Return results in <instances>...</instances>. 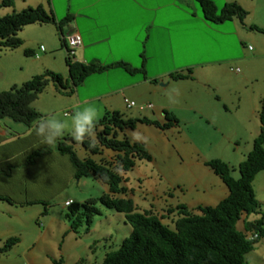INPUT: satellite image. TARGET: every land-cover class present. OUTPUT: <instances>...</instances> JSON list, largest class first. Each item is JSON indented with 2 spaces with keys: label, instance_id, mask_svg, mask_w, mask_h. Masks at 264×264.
<instances>
[{
  "label": "crops",
  "instance_id": "1",
  "mask_svg": "<svg viewBox=\"0 0 264 264\" xmlns=\"http://www.w3.org/2000/svg\"><path fill=\"white\" fill-rule=\"evenodd\" d=\"M222 1L213 0L216 6ZM235 1L247 11L242 20L232 17L209 22L201 16L195 0H12L11 5L0 6V14L38 3L46 8L50 7L55 18L69 14L59 32L63 37L71 28L79 32L81 44L76 47L77 56L73 58L109 64L99 71L87 74L70 92H58L63 98L57 99L54 104L31 102L40 113L43 111L41 115L46 116L50 110L61 108L62 113H67H63L65 117H60V120L70 122L74 111L91 105L98 109L99 115L105 110L116 109L124 115H145L163 121V109L171 110L176 116L173 106H193V113L201 116L208 113L202 109V106L207 105L213 114L228 118V125L222 120L226 128L224 130H229L228 136L241 139L240 144L236 141L231 150L235 153L237 147L238 162L250 149L251 140L260 125L258 107L259 99L264 93V35L253 34L251 31L257 30L248 28L247 24L255 23L264 27V0ZM25 32L45 33L49 36L52 33L51 28L42 23H28L17 31L21 43L3 49L18 53L21 48H29L33 55L23 59L26 73L9 77L7 84L20 82L45 69L58 71L62 76L66 74L63 77H67L63 52H56L54 44L50 48L51 52L41 50L38 38L28 37ZM230 34L234 36L232 40L228 36ZM247 40H251L254 45H245ZM230 46L237 48L239 53L231 55L228 52ZM56 55L62 56V60ZM116 61H124L136 69L126 70L121 65L114 64ZM231 61L239 69L234 68L229 73L226 67ZM187 69L190 70L188 77L172 78L168 75L171 71L186 72ZM235 78L240 79L239 86L232 85ZM216 79H220L224 101L219 92V84L213 85ZM97 86L104 88L96 90ZM51 87L55 91L53 85ZM177 88L187 90L190 96L183 98ZM124 97L133 100L134 104L126 106ZM189 97L193 98V103L189 102ZM156 109L161 111L162 120L155 117ZM38 119L26 125L7 116L0 117V194L9 198H0V246L8 236L17 238L9 247L0 250V253L17 249L22 258L19 264H35L38 251L61 250L64 242H69L71 238L73 245H77L76 249L82 245L88 246L86 242L78 244L81 239L79 227L85 233L92 234L94 242L104 238L102 245L111 237L108 227L96 226L101 212L92 217L90 225L92 222L93 225L86 229L83 226H79L77 230L69 227L63 201L72 199L70 195H65L59 209L54 210L51 202L54 159L52 156L48 159L47 154L54 153L55 144L30 149V156L22 141L29 136L31 143L42 139L33 133ZM32 146L34 145L31 148ZM110 153L111 151L105 154ZM23 167L26 169L25 177L19 175ZM255 180L259 182V186H264V168L253 175L251 185ZM104 185L107 190V185ZM222 189L224 194L223 186ZM252 189L256 199L259 198L258 202L262 203L264 198L256 195L254 185ZM149 204L152 205L151 209L164 208L166 211L167 207H172L164 206L162 202L150 201L144 209H148ZM195 205L197 204L193 203V208ZM161 220L170 221L167 217L166 220ZM105 251L106 249L102 256ZM45 254L48 258L49 253ZM50 260L54 264L59 262V259L52 257Z\"/></svg>",
  "mask_w": 264,
  "mask_h": 264
},
{
  "label": "trees",
  "instance_id": "2",
  "mask_svg": "<svg viewBox=\"0 0 264 264\" xmlns=\"http://www.w3.org/2000/svg\"><path fill=\"white\" fill-rule=\"evenodd\" d=\"M195 1L199 5L201 16L209 22L232 17L242 20L247 13L235 0L223 1L218 10L213 0ZM11 4L12 0H0V6ZM68 15L55 18L51 8L40 3L0 14V47L12 48L19 45L21 38L17 31L28 23L49 22L60 31L61 24L68 20ZM247 27L264 35L262 26L249 23ZM59 38L60 44L65 48V38L62 35ZM23 52L29 54L31 51L24 48ZM64 62L67 68L66 78L58 71L45 69L0 89V117L7 116L30 125L41 115L31 105V101L49 82L55 91L68 93L87 74L109 65L77 60L67 51ZM114 64L129 71L136 69L124 61H116ZM168 75L172 78L188 77L190 70L171 71ZM162 113L164 120L158 121L145 115L128 116L116 109H109L99 115L94 143L89 140L78 143L70 133L57 139L55 147L60 153L67 154L74 177L91 173L107 185V190L96 196L86 197L81 201L71 199L65 205L64 214L69 227L73 230H77L79 226L88 228L92 217L99 213L97 204L123 213V221L130 226L128 234L116 248L106 250L96 264H247L244 253L253 248L254 243L264 234V212L251 186L253 175L264 168V93L259 99V129L244 157L235 166L218 157L203 160L227 187L226 195L214 204H197L191 210L184 203H177V215L172 219V225L162 221L151 209L136 210L131 198L125 195L126 187L122 184V173L133 166L135 158L149 159L150 154L142 141L129 140L125 135L118 136V132L133 128L140 122L159 128L178 122L171 110L163 109ZM75 143L91 153H99V159L78 157L73 148ZM105 148L111 153L104 154ZM234 167L238 172L236 177L231 175ZM0 198L9 199L2 194ZM172 209L173 207H168L167 211ZM249 213L260 215L251 219L241 217ZM237 220L240 221L241 228L237 227ZM16 239L15 236L6 237L0 250L9 247ZM84 260L77 258L71 264H85Z\"/></svg>",
  "mask_w": 264,
  "mask_h": 264
},
{
  "label": "rangeland",
  "instance_id": "3",
  "mask_svg": "<svg viewBox=\"0 0 264 264\" xmlns=\"http://www.w3.org/2000/svg\"><path fill=\"white\" fill-rule=\"evenodd\" d=\"M223 1L216 6L217 10ZM42 25L51 28L52 33H50V36L45 33L35 34L33 32H25V35L38 38L37 43L41 44V50L44 51L51 52L52 50H50V48L54 44V47H57L55 49L56 52H63L64 56L66 51L59 44L60 32L58 28L49 22L42 23ZM65 28L66 27L63 29L65 30ZM53 30L55 32L54 34ZM251 32L263 36L262 33H259L258 31ZM228 36L231 40L234 37L232 34ZM48 37H51V39H48ZM245 45L252 46L254 43L251 40H247ZM239 48H241L240 44ZM12 52L13 51L3 48L0 49V89L9 86L6 82L9 77H17L19 73H22V75L26 73L23 59L30 58L33 55L30 53H24L22 48L18 53ZM207 52L209 53V51ZM228 52L231 55L236 52L239 53L237 48L232 46L228 48ZM75 56H77L76 48L73 53V57ZM59 60H62V56L59 57ZM235 65L236 64L233 61L229 62L226 67L227 71L232 73L234 68L239 69V66L237 67ZM229 66L231 68H229ZM65 75L66 74H63V76ZM240 82V79L235 78L232 85L239 86ZM215 84H219V92L221 94L222 92L224 93L222 86L220 85V79L213 81V85ZM51 85V82H49L45 89L37 93L36 97L31 102L34 103V101H36L42 105H50L54 104V101L57 99L63 98L58 92L52 90ZM102 88L104 87L97 86L96 90ZM177 89L178 93L181 94L183 98L187 99L188 96H190L188 95L189 93L187 90L181 91L182 89ZM223 96L224 94H222V97ZM188 100L193 103V98L189 97ZM173 109L177 113L176 116L178 117V122L170 127L159 128L153 124L140 122L133 128H125L118 132V136L125 135L129 140H134L132 138L133 132L140 133L143 139L139 141L144 143L150 154L149 159L135 158L133 166L122 173V184L126 187L125 195L131 198L136 210L144 209V206L150 201H158L162 202L164 206H172L173 209L169 213H167L164 208L152 207L151 209L150 207L152 205L149 204L147 206L148 209H151L161 219L166 220V217L170 219V221L167 220L168 225H172V219L177 215L175 208L177 203H184L187 208L191 210L193 208V203L214 204L226 193L224 183L210 169V167L203 162V159L218 157L235 166L237 163L236 157L238 155L237 147H235V153L231 150L236 145V141H238L239 144L241 142V139H235L236 136H228L229 130H224L226 128L223 121L228 125V118L221 117L219 114H213L207 105L202 106V109L208 111V113L205 112V115L201 116L196 112L193 113V106H173ZM50 111V113L55 114L58 119H60V117H65L61 108L59 110ZM156 111L157 112L154 113L155 117L162 120L161 111L159 109H156ZM41 113H43L42 110ZM42 117H44V115L39 116L38 120ZM33 133H35V131ZM34 135H36V133ZM29 137L22 140L25 143L24 147L28 148L27 152L29 155L32 153H30V149L43 148L45 146L49 147L48 144L44 143L43 137L41 140H34L33 143L28 139ZM31 145L34 146L31 148ZM73 148L78 157L90 156L96 160L99 159V153H91L78 143H75ZM108 152H110V150L106 148L103 151L104 154ZM47 155L48 159L49 156H52L54 159L53 198L52 201L49 200L52 202L54 210L57 211L59 209L61 201L65 195L72 196L73 200L81 201L86 197L96 196L101 192L106 191L104 183L100 179L93 177L91 173H87L78 178L74 177L72 175V165L66 153H60L54 148V153L48 152ZM20 174L23 177L26 176V169L24 167L19 175ZM231 175L234 177L238 175L236 167L231 170ZM253 185L256 195L264 198V186H259L257 180H255L251 186ZM222 186L224 188V194ZM261 202L262 203H259V205L263 210L264 199H262ZM97 206L101 214L98 216L99 221L96 223V226L98 228L108 227V232L111 234V237L106 240V243H104L105 245H102V241H105L104 238L99 242H94L91 238L93 235L85 233V231L79 227L78 229L81 239H79L78 244L82 245L86 242V245L88 244V246L82 245L79 249H76L77 245H73V240L71 238L69 239V242H64L61 250L54 249L38 251L35 264H54L52 260H50L51 257L59 259L58 264H71L77 258H85V264H96L100 261V257H102V253L105 249L116 248L120 240L128 234L129 225L128 223H123V213L121 211L105 207L101 204H97ZM164 214H166V217ZM259 215V213H249L247 215L243 214L241 217L251 219L258 217ZM236 224L237 227L241 228L239 220H237ZM91 225H93V222ZM45 253H49L48 258L45 257ZM18 256V250L15 248L3 251L0 253V264H19V260L22 261V258L21 256ZM30 259L31 263H33L34 261L32 260V257H30ZM244 259L247 264H264V234L254 243L253 248L244 253Z\"/></svg>",
  "mask_w": 264,
  "mask_h": 264
},
{
  "label": "clouds",
  "instance_id": "4",
  "mask_svg": "<svg viewBox=\"0 0 264 264\" xmlns=\"http://www.w3.org/2000/svg\"><path fill=\"white\" fill-rule=\"evenodd\" d=\"M98 120V109L90 105L74 111L70 122L62 121L55 114L49 113L37 122L34 131L36 135L43 137L44 143L48 145L55 144L66 131H69L74 141L78 143H83L85 140L94 143L97 137ZM132 138L137 141L143 139L138 132H133Z\"/></svg>",
  "mask_w": 264,
  "mask_h": 264
},
{
  "label": "built area",
  "instance_id": "5",
  "mask_svg": "<svg viewBox=\"0 0 264 264\" xmlns=\"http://www.w3.org/2000/svg\"><path fill=\"white\" fill-rule=\"evenodd\" d=\"M64 38L66 42L65 48H66L67 53L73 55L74 49L81 44V36L79 32L75 28H72L64 34ZM123 101L126 106H130L134 104L133 100L127 99L125 97L123 98ZM63 113L65 114L67 113V111H64ZM70 200H71L70 198H67L63 201V203L68 204Z\"/></svg>",
  "mask_w": 264,
  "mask_h": 264
}]
</instances>
